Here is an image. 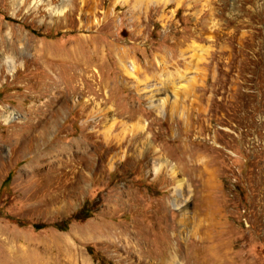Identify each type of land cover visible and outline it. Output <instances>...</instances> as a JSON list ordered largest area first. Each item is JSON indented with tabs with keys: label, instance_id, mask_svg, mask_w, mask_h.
Listing matches in <instances>:
<instances>
[{
	"label": "rangeland",
	"instance_id": "obj_1",
	"mask_svg": "<svg viewBox=\"0 0 264 264\" xmlns=\"http://www.w3.org/2000/svg\"><path fill=\"white\" fill-rule=\"evenodd\" d=\"M42 1L0 0V264H264V0Z\"/></svg>",
	"mask_w": 264,
	"mask_h": 264
},
{
	"label": "trees",
	"instance_id": "obj_2",
	"mask_svg": "<svg viewBox=\"0 0 264 264\" xmlns=\"http://www.w3.org/2000/svg\"><path fill=\"white\" fill-rule=\"evenodd\" d=\"M89 215V212L86 211L85 209H81L79 210L73 217L72 219L73 220H82V219H86ZM71 221L70 220H61L59 222H55L51 225H38V226H35L37 229H42L44 227H53L54 229L56 230H59V231H66L70 225ZM101 264H111L110 262H107V261H101Z\"/></svg>",
	"mask_w": 264,
	"mask_h": 264
},
{
	"label": "bare ground",
	"instance_id": "obj_3",
	"mask_svg": "<svg viewBox=\"0 0 264 264\" xmlns=\"http://www.w3.org/2000/svg\"><path fill=\"white\" fill-rule=\"evenodd\" d=\"M39 1H40V0H34L33 5L38 4ZM43 1H44V0H43ZM43 1H42V2H43ZM61 12H62V11H61ZM58 13H59V11H58ZM204 242H206V241H204ZM204 242H203V243H204ZM160 257H161V260H164L165 257H169V256H168L167 249H165L164 251H162ZM168 259H169V260L173 259V256H172V257H169ZM166 262H167V261H166Z\"/></svg>",
	"mask_w": 264,
	"mask_h": 264
}]
</instances>
